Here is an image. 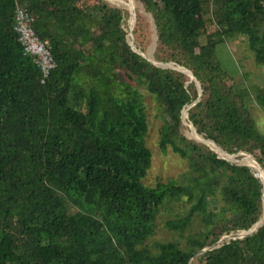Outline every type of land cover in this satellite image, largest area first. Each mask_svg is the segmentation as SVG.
I'll list each match as a JSON object with an SVG mask.
<instances>
[{"label":"trees","instance_id":"obj_1","mask_svg":"<svg viewBox=\"0 0 264 264\" xmlns=\"http://www.w3.org/2000/svg\"><path fill=\"white\" fill-rule=\"evenodd\" d=\"M135 1L153 19L154 61L189 71L200 96L184 73L133 52L129 14L104 0H0V264H264V226L195 257L261 219L262 187L248 167L187 139L181 120L199 99L187 110L196 133L264 169L247 107L264 111V87L236 88L216 53L242 38L264 68V0ZM18 7L56 62L44 84L14 31ZM141 23L132 36L144 52ZM141 87L164 118L160 152L187 162L179 180L153 188L142 184L151 153ZM180 200L187 213L165 228L183 233L199 219L202 230L184 249L171 241L152 253L159 208Z\"/></svg>","mask_w":264,"mask_h":264},{"label":"rangeland","instance_id":"obj_2","mask_svg":"<svg viewBox=\"0 0 264 264\" xmlns=\"http://www.w3.org/2000/svg\"><path fill=\"white\" fill-rule=\"evenodd\" d=\"M123 1L125 0H108L107 3L111 7L126 11L129 14L128 8H124L120 5ZM135 5V9L132 11L135 15L134 25L136 23L137 16L142 18L141 27L143 29L144 36L142 39V45L145 47L144 52H140L138 44L134 43V38L133 44L135 49L140 54L153 59L155 51L153 49V44L156 37L155 28L150 15L144 12L142 6L138 2L135 1ZM151 50L152 55L149 56L148 53ZM216 53L223 68L231 75L233 81L232 84L236 88H245L252 92L256 87H264V68L256 65L253 54L249 51L248 45L244 39L239 38L234 43L227 44L226 47L221 45L217 48ZM139 91L142 94V101L145 105L148 124L145 146L151 153V167L147 171L146 177L142 180V184L146 187L153 188L158 183H166L170 180H179L181 175L187 171V162L173 154L170 149H168L165 153L160 152L158 143L159 131L164 123L163 115L153 101L151 95H149L142 87L139 88ZM247 107L251 118L255 122L257 130L264 136V111H262L252 99L247 103ZM182 133L187 139L193 140L188 126H183ZM239 158L240 157H237V159ZM210 209L216 210L218 207L217 205H214ZM187 210L188 204L185 200L167 201L159 208L155 223L156 230L154 235L146 243L152 253H156L155 245L157 243L171 241L177 242L180 247L184 249L185 238L202 230L203 226L199 219H194L191 226L183 233L169 231L165 228V223L185 216ZM73 212H75V210H73ZM243 232L246 231L232 233L229 236H224L223 238L235 237V240H242L249 236H239V234ZM225 242L227 243V241Z\"/></svg>","mask_w":264,"mask_h":264},{"label":"water","instance_id":"obj_3","mask_svg":"<svg viewBox=\"0 0 264 264\" xmlns=\"http://www.w3.org/2000/svg\"><path fill=\"white\" fill-rule=\"evenodd\" d=\"M106 2H108V0H104ZM133 10L131 8H128V12H129V19H128V34H127V44L129 45V47L131 48V50L133 52H135L136 54L140 55L142 58L148 60V62H150L152 65L158 67V68H161V69H170V70H176V71H180L182 73H184L188 78H189V82H193L196 86V89L198 90V94L199 96L201 95V89H200V85L199 83L196 81V79L194 78V76L187 70H184L183 68H179L177 66H174V64L172 63H167V64H163V63H156L154 61V59H150V58H147L146 56H144L143 54H140L136 49H135V46L133 44V36H132V30H133V27H134V20H135V15L134 13L132 12ZM151 17V16H150ZM152 19V18H151ZM152 23H153V19H152ZM154 25V24H153ZM156 40H157V37H155L154 39V44H153V49L155 50V43H156ZM199 99H197L193 104H191L190 106H188L186 109L182 110L181 112V120H182V125H186L188 126L190 132H191V137L193 139V141L197 142V143H201V144H204L205 146L209 147L210 150H212L214 153H216L217 157L221 160H224L232 165H236V166H244V167H248L247 165H241V164H236L234 163L232 160L228 159V157H239L240 155H246L244 153H238L236 155H228L226 154L225 152H223L218 146H216V144L210 140H204L200 135H198L196 133V130L195 128L193 127V125L188 122V114H187V110L192 107L193 105H195L197 102H198ZM250 156L251 158H253V160L256 161V159L251 156V155H248ZM259 169L261 171L264 172V169L261 167V165L256 161ZM250 169V168H249ZM251 173L253 174V176L259 181L262 189H261V193H262V196H261V201H262V210H263V213H262V217L261 219L255 224L253 225L248 231H246V235L245 236H250L252 234H255L258 230V228L264 226V208H263V185L261 183V181L259 180V178H257V176H255V174L253 173V171L250 169ZM262 220V224L259 225L255 230H253V228ZM243 236V237H245ZM236 238L235 237H225V238H221L215 245H213L212 247L210 248H206V249H203L201 250L200 252H198L196 256L198 255H201L207 251H211L213 249H217L219 247L222 246V244L226 243L225 241H227V243H229L230 241H233L235 240ZM193 259H191L189 261L188 264H191Z\"/></svg>","mask_w":264,"mask_h":264},{"label":"built area","instance_id":"obj_4","mask_svg":"<svg viewBox=\"0 0 264 264\" xmlns=\"http://www.w3.org/2000/svg\"><path fill=\"white\" fill-rule=\"evenodd\" d=\"M33 19L22 8L15 10L14 31L18 34V40L23 54L36 60L41 73V84H44L49 75L56 68V62L47 48L46 43L39 40L32 28Z\"/></svg>","mask_w":264,"mask_h":264},{"label":"bare ground","instance_id":"obj_5","mask_svg":"<svg viewBox=\"0 0 264 264\" xmlns=\"http://www.w3.org/2000/svg\"><path fill=\"white\" fill-rule=\"evenodd\" d=\"M121 4H122V6L124 8H131L132 10L135 9V7H136L134 0H125V1L121 2ZM148 55L149 56L152 55V50L148 53ZM240 156H246V155H240ZM230 158H233L232 161L234 163H236V164H241V165H247V166H249V168L253 171V173L255 174V176H257V178H259V180L261 181V183L263 185V188H264V172L259 169L256 161L253 160V158H251L250 156H248V160H246V161L239 160V159H237V157H228V159H230ZM261 224H262V220L258 223V225L256 227L253 228V230H255ZM242 235L243 236L246 235V232H243V233H240L239 234V236H242Z\"/></svg>","mask_w":264,"mask_h":264}]
</instances>
